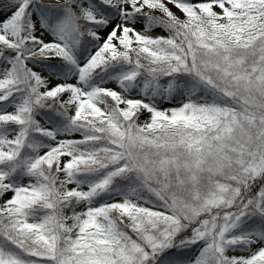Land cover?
<instances>
[{
    "label": "snow or ice",
    "instance_id": "6c2138e0",
    "mask_svg": "<svg viewBox=\"0 0 264 264\" xmlns=\"http://www.w3.org/2000/svg\"><path fill=\"white\" fill-rule=\"evenodd\" d=\"M0 264H264V0H0Z\"/></svg>",
    "mask_w": 264,
    "mask_h": 264
}]
</instances>
